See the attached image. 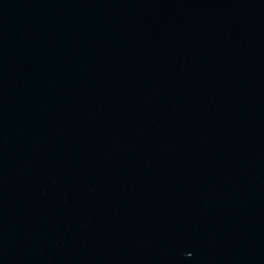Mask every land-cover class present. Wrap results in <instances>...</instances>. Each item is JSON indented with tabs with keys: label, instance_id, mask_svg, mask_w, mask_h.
Wrapping results in <instances>:
<instances>
[{
	"label": "water",
	"instance_id": "1",
	"mask_svg": "<svg viewBox=\"0 0 264 264\" xmlns=\"http://www.w3.org/2000/svg\"><path fill=\"white\" fill-rule=\"evenodd\" d=\"M0 264H264V0H0Z\"/></svg>",
	"mask_w": 264,
	"mask_h": 264
}]
</instances>
